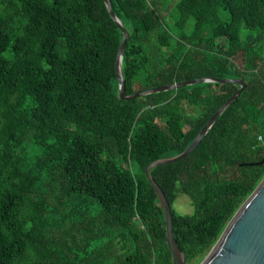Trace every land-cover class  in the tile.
<instances>
[{
	"label": "trees",
	"instance_id": "trees-1",
	"mask_svg": "<svg viewBox=\"0 0 264 264\" xmlns=\"http://www.w3.org/2000/svg\"><path fill=\"white\" fill-rule=\"evenodd\" d=\"M110 3L129 32L126 94L245 84L187 156L150 170L199 264L264 177V0ZM121 38L103 0H0V264H173L144 168L182 152L238 85L119 99Z\"/></svg>",
	"mask_w": 264,
	"mask_h": 264
},
{
	"label": "water",
	"instance_id": "water-1",
	"mask_svg": "<svg viewBox=\"0 0 264 264\" xmlns=\"http://www.w3.org/2000/svg\"><path fill=\"white\" fill-rule=\"evenodd\" d=\"M103 1L110 17L122 32V38L118 46L114 63L115 74L118 81L119 99L129 100L151 93L168 91L204 82H229L238 85L237 90L209 117L194 139L182 152L173 156L152 160L144 168L145 176L153 187L164 214L166 244L171 253L172 262L173 264H186L185 255L178 246L174 236L169 201L161 187L151 176L150 170L155 166L173 163L187 156L201 141L219 115L239 96L245 84L241 78L205 76L149 87L132 94H126L124 80L121 73V60L127 38L129 37V32L123 27L122 23L115 15L110 0ZM261 162H264V160H261ZM199 264H264V177L237 209L217 241Z\"/></svg>",
	"mask_w": 264,
	"mask_h": 264
},
{
	"label": "rangeland",
	"instance_id": "rangeland-1",
	"mask_svg": "<svg viewBox=\"0 0 264 264\" xmlns=\"http://www.w3.org/2000/svg\"><path fill=\"white\" fill-rule=\"evenodd\" d=\"M174 207L182 213H189L192 211L190 199L185 194H180L178 196V198L176 199V201L174 203Z\"/></svg>",
	"mask_w": 264,
	"mask_h": 264
},
{
	"label": "built area",
	"instance_id": "built-area-1",
	"mask_svg": "<svg viewBox=\"0 0 264 264\" xmlns=\"http://www.w3.org/2000/svg\"><path fill=\"white\" fill-rule=\"evenodd\" d=\"M257 141H258L259 145H261L263 147V150H264V135L259 134L257 136Z\"/></svg>",
	"mask_w": 264,
	"mask_h": 264
}]
</instances>
